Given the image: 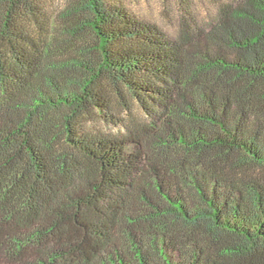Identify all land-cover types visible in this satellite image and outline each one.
Masks as SVG:
<instances>
[{
	"label": "trees",
	"instance_id": "trees-1",
	"mask_svg": "<svg viewBox=\"0 0 264 264\" xmlns=\"http://www.w3.org/2000/svg\"><path fill=\"white\" fill-rule=\"evenodd\" d=\"M197 1L0 0V264H264V0Z\"/></svg>",
	"mask_w": 264,
	"mask_h": 264
},
{
	"label": "rangeland",
	"instance_id": "rangeland-1",
	"mask_svg": "<svg viewBox=\"0 0 264 264\" xmlns=\"http://www.w3.org/2000/svg\"><path fill=\"white\" fill-rule=\"evenodd\" d=\"M115 2H121L130 11L136 14L138 17L144 20H148L158 24L163 30L168 33H174L177 25L178 8L175 4V0H114ZM187 2L197 0H185ZM199 5V1H197ZM201 7V8H200ZM199 8L202 9V5ZM199 14L203 12L198 11ZM198 14V15H199ZM115 114L123 119L126 115L121 113L120 110H114ZM102 130L109 134H118L126 132L125 129L120 126H115L109 123L106 125H99Z\"/></svg>",
	"mask_w": 264,
	"mask_h": 264
}]
</instances>
